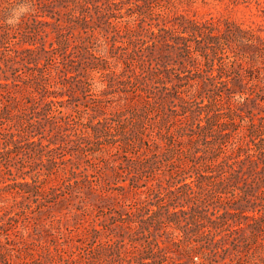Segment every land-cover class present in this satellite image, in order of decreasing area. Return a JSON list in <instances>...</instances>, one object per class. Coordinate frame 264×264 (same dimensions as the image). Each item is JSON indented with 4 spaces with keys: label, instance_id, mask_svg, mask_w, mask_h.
Wrapping results in <instances>:
<instances>
[{
    "label": "trees",
    "instance_id": "obj_1",
    "mask_svg": "<svg viewBox=\"0 0 264 264\" xmlns=\"http://www.w3.org/2000/svg\"><path fill=\"white\" fill-rule=\"evenodd\" d=\"M125 1L0 0L5 36L29 28L0 64V131L13 134L3 109L86 99L73 136L72 264H264V96L257 94L264 93V35L230 19L171 16L167 9L183 0H135L131 13ZM20 6L29 11L9 24ZM173 52L176 79L167 62ZM47 53L60 60L51 80L41 71ZM208 88L214 93L193 108ZM97 168L103 174L95 177ZM167 170L174 184L165 191L155 181L139 184L141 202L123 212L126 174L157 180ZM190 171L197 176L179 178ZM21 177L13 179L17 194L42 195L43 207L57 203L30 170ZM90 196L116 203L92 204Z\"/></svg>",
    "mask_w": 264,
    "mask_h": 264
},
{
    "label": "rangeland",
    "instance_id": "obj_2",
    "mask_svg": "<svg viewBox=\"0 0 264 264\" xmlns=\"http://www.w3.org/2000/svg\"><path fill=\"white\" fill-rule=\"evenodd\" d=\"M134 1L127 0L120 6L126 13H131L134 11ZM167 12L171 16L176 12H188L190 15L196 13L199 18L230 19L245 26L260 28L264 35V0H183L178 1L173 10L167 9ZM27 32L29 28L13 29L5 36L3 30H0V64L5 63L10 54L16 53L15 50L20 47ZM159 52L154 56L159 55ZM51 54L53 53H47L41 59V71L47 80H51L50 73L60 61L53 60ZM179 61L176 52L167 59L169 71L175 79L181 70ZM181 89L185 88H169L165 91L176 94ZM212 89L214 88L203 90L202 95L198 93L199 97L193 102V108L207 100L214 93ZM220 89L227 91V88ZM257 94L259 98L264 96L260 91ZM85 101L84 97L49 103L40 101L2 110L1 122L13 134H3L0 131V193L5 194V202H0V226H4V230H0V264H72L75 244L71 229L76 222L75 206L78 203V195L76 197L71 189L73 170L78 162L74 158L76 150L73 136L74 125L82 118L77 105ZM260 102L264 105V99ZM249 103L250 106L253 105V101ZM176 104H179L177 99L166 104V107ZM5 114L9 117H4ZM48 166L50 170L47 169ZM24 170H30L38 181H43L42 184L38 182L39 185L47 188L46 195L49 199L57 196V203L43 207L42 195L17 194L13 182L22 180ZM170 172L167 170L157 180L156 175L150 172L126 174L124 178L130 182V186L123 191L124 195L117 198L119 202L125 201L121 204L123 212L131 211L141 202V196L137 193L139 184H151L155 181L160 184L157 186L159 191H165L167 186L174 184L176 180L171 177ZM93 174L98 177L103 172L97 168ZM190 175L197 176V172L190 171L179 178L186 177L189 180ZM214 175L221 178L231 174L217 171ZM245 177L252 179L249 175ZM88 200L92 204L116 203L115 198L100 199L99 196H90ZM2 208L6 209V213L1 212ZM254 245L258 247L257 243Z\"/></svg>",
    "mask_w": 264,
    "mask_h": 264
},
{
    "label": "clouds",
    "instance_id": "obj_3",
    "mask_svg": "<svg viewBox=\"0 0 264 264\" xmlns=\"http://www.w3.org/2000/svg\"><path fill=\"white\" fill-rule=\"evenodd\" d=\"M29 9L26 6H20L15 9H13L11 16L8 18L9 24H16L19 22L22 15L27 13Z\"/></svg>",
    "mask_w": 264,
    "mask_h": 264
}]
</instances>
